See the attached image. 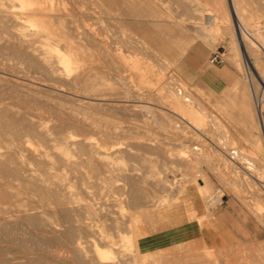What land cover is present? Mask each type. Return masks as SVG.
<instances>
[{"label":"bare ground","instance_id":"6f19581e","mask_svg":"<svg viewBox=\"0 0 264 264\" xmlns=\"http://www.w3.org/2000/svg\"><path fill=\"white\" fill-rule=\"evenodd\" d=\"M110 1L114 5L125 2L124 7L127 9H134L135 2L137 6L140 2ZM141 1L142 4L151 3L149 0ZM159 1H167L168 5L175 6L176 9L174 6L169 7L178 18V21L172 20L175 25L178 26L180 22L190 24L198 34L191 39L176 35L177 46L182 51L187 50L190 44L192 47V43L200 36L213 40L219 28L229 30L237 39L249 73L259 118L258 128L264 142V74L260 75L259 72L262 89H258L254 81V68L258 71L257 63L260 59L264 65V30L251 26L253 19L264 15V2ZM107 2L110 5L111 2L107 0L106 4ZM104 3L105 0H0V264H157L162 256H154L152 260L141 259L145 254L139 249L138 240L147 231L142 228L141 217L146 224H153L158 211L145 214L144 211L170 203L174 197L164 193L169 187L161 174L152 169L159 161L154 164L153 158L146 154L157 147L161 152V162L172 160L180 166L194 168L198 167L199 161L213 160L214 154L204 147L203 149L201 146L204 145L196 137L192 139L201 146L185 143V139L189 138L186 127L195 133L198 131L196 134H204L193 121L201 120L203 112H210L203 103L204 100L202 101L203 96L191 91L185 79L172 72L171 60L159 57L158 48L164 47V43L153 45L152 36L150 38L144 34L150 29L147 20H152L151 24L161 29L164 23L161 24L160 20L154 18L157 15L151 17V12L147 13L150 11L149 7L145 5L147 11L145 8H142L144 11L139 10L138 7L134 11L132 21L137 23L139 30L129 27L128 19L116 27L113 26V15H110L111 7L109 10L107 6H103ZM93 4L102 9L103 17L98 15L100 11ZM68 5L71 15L68 13ZM75 15L87 21L81 30L70 20V16ZM91 19L92 22H89ZM93 19L106 21V24L99 25ZM184 33L185 30L181 29L180 34ZM105 36L111 42L110 47H106L102 41ZM175 38L172 39L173 42ZM122 45L128 53L135 52L121 55H126L124 58H135L128 59V63L137 70L140 85L143 84L147 89H157L155 92L151 89L142 92L140 90L143 89L138 87L137 92L138 89L134 91L131 85L126 84L125 98L135 96L136 92L139 97L150 94L158 98L162 108L159 110L162 112L152 118L157 121L161 130L181 141L178 143L181 148L190 149L193 153L190 157L182 153V149L170 152L165 147V138L153 145L149 137H144L136 140L141 146L132 141L127 147L126 144L123 145V141L117 140L122 135L118 130L106 133L108 146L101 141L104 138L94 136L99 132L104 135L100 131L103 123L101 124L98 116L104 108L100 97L102 86L99 89L100 79L94 75L99 70L97 60L101 59V54H105L110 65L116 59L112 52L119 53ZM138 55L151 58L154 65L150 60L143 62ZM121 79L125 80V76ZM121 79L119 82L122 83ZM156 83L160 85L156 86ZM115 100L113 101L116 103ZM150 104L144 103L140 105L141 109L135 108L139 112L141 110L154 114L155 110L153 109V113ZM137 109L132 111L137 112ZM212 125L219 128L217 121H213ZM131 128H135V125ZM225 141L219 143L218 149L230 156L233 146ZM237 149L238 158L225 157L223 166L230 167L236 179L248 177V180L262 181L260 177L263 178L264 174L259 171L261 166L257 163L258 160ZM152 151L151 153L154 152ZM239 158L245 166L238 164ZM251 169L256 170L257 174L250 172ZM221 171L216 172L218 177L222 175ZM198 175L199 177L191 179L197 186V197L202 201L204 196L213 194L209 203H220L223 193L220 194L201 171ZM259 204L264 208L263 202L259 201ZM254 213L258 217L261 215L258 211ZM206 215L211 217L212 211ZM203 225L201 219L199 226ZM127 246L130 247L129 250L126 249ZM242 258L238 261L236 259L237 262L233 264H253L255 261V258H252V262ZM201 261L202 258L198 257L196 262Z\"/></svg>","mask_w":264,"mask_h":264},{"label":"rangeland","instance_id":"374dc122","mask_svg":"<svg viewBox=\"0 0 264 264\" xmlns=\"http://www.w3.org/2000/svg\"><path fill=\"white\" fill-rule=\"evenodd\" d=\"M106 1L107 0H105L103 6L104 7L107 6V8L111 7V10L109 8L110 15L114 16V17L112 16L114 22V24L113 23L112 24L113 26L116 27L121 26L122 22L128 19L127 21H130L128 26L134 30H139L137 23L132 20L136 10L139 9L144 11V9L142 8H145L146 6L149 7L148 10L150 11H148L147 13L151 12L149 13L151 17L157 15L154 18L160 20L161 24L164 23L162 26L163 28L162 29L158 28L156 25L151 24L152 20H147V23L150 24L149 27L150 29L144 32V34L149 37L152 36L153 40L152 39L151 40L153 45L164 43V47H159L162 51L158 48L159 57H162L166 61L171 60L170 69L172 70V72L177 77L179 76V78L185 79L186 85L187 87H189L191 91L197 93L198 95L200 94L201 96H203L202 97V101L204 100L203 103L208 107L210 112H212L211 115L210 112L208 113V111L205 113L203 112L201 118V120L203 121L201 120L196 121L193 119L194 123L204 134H201L200 132H199L200 134L199 133L196 134L198 131L195 133L192 130H190L191 128L186 127V129L189 130L187 131L188 132L187 135L189 136V138L185 139V143L187 144L194 143L195 145L201 146V144H197L198 142L194 141L192 137H196V139L200 140V142H202V144L204 145L201 147L202 148L204 147L205 150L207 151L210 150V152L214 154L212 161L210 162L209 161L205 162V160L199 161L198 167L196 168L190 166H180L175 162H172V160L171 162L170 160H168L169 162L168 161L161 162L159 160L161 158L160 156L161 152L155 146H154L155 148L153 147L154 149L152 148L154 152L150 150V153L146 154L147 156L153 158L152 162L154 164L155 161H159L155 164V166L152 167V169L157 174L159 175L161 174V178L163 177L162 179L166 181V184L168 185L169 189L167 188L166 185L167 189L165 190L166 192L164 191V193L165 194L167 193L168 196H173L174 199H171L170 203L144 211V214L150 211H158L156 220L153 224L147 222V225H145L146 222H144L143 218L141 217V223L143 224L141 225L142 228L146 230H148L149 228L148 239H147L148 249L161 248L162 252L145 254L141 259L146 258L148 260L149 259L152 260L154 256H158L160 258L162 256L161 261L157 264H191V263L192 264H205V263L233 264L237 262L239 258L241 259L243 256L244 258H242V260L249 262H252V260L255 258V261L252 262L253 264H257V263L259 264L262 261L264 262V247H263L264 208L261 207L259 204V201L264 203V187H263L264 176L263 178L260 177V180L262 181L248 180L249 179L248 177H247L248 179L243 177H237L238 179H236L233 174V170L230 167L223 166L224 164L222 163L225 157L229 158L230 156H228V154H225L224 152L218 149L219 143L222 144L226 140L225 142H227L229 146H233L234 148H239L243 153H247V154L249 153L256 160H258L257 163L261 166L259 171L262 172V175L264 174V142L262 139L261 130L260 128H258L259 118L252 94V89L249 82L250 81L249 73L245 68L246 66L243 59V52H241L240 47H238L237 39L235 40L231 32L229 33V30L219 28V31L215 33V38L213 40L210 39L209 37L207 38V36H200L199 38L196 39L195 42H193L194 44L192 43V47L190 46L191 45L190 44L187 47V50L182 51L180 47L177 46L178 44L176 43L177 41L175 38L176 35L177 37L182 36L184 37V39H191L193 37L195 38L198 34L195 31L194 27L190 26V24L185 25L184 23L177 22L178 23L177 26L173 23L174 22L172 21L173 19L178 21V18H176L175 14L169 10L170 9L169 7H172L174 5L172 4L168 5L167 1L163 3L159 0L156 1L149 0L152 4L148 3L147 5L145 3L142 4L141 3L142 1L140 0L138 6L135 5L136 2L133 5L134 9L133 8L127 9L126 7H124L125 2L124 3L120 2L114 5L115 3L113 4L112 1L108 0L109 2H111L109 5L108 2L106 4ZM261 1L264 2V0ZM112 4H113V8H112ZM92 6L94 8L96 7V10L100 11L98 15H100L101 17L104 16L102 9H99L100 7H98L95 4H93ZM68 7H69L68 10H70L69 5ZM173 8H175V6ZM68 10H66V12ZM145 11H147V9ZM68 13H70L71 15L72 13L71 10L68 11ZM116 13H118L119 15H117ZM167 15L169 16L167 17ZM112 19H110L111 22ZM70 20L72 21V24L78 26L80 30L87 22L85 18L83 19L79 15L70 16ZM94 21H97L99 25H102L103 23L102 26L106 24L105 23L106 21L102 22L99 19H93V22ZM253 21H255V23H252ZM89 22H92V19ZM164 25H166L167 28H165ZM216 25H214V27H218ZM232 26L233 25L231 24L230 29L233 28ZM251 26L254 28L261 27V30H264V15L253 19L251 21ZM191 27L193 28L191 29ZM111 29L114 28L112 27ZM181 29L185 30V33L183 35L180 34ZM160 35L162 36L160 37ZM123 36H125V34ZM174 38L175 40L173 42L172 39ZM102 41L106 47H110L111 42H109V39H107L106 36ZM121 53L126 55L127 54L131 55L132 53L135 54V52L128 53L126 47L122 45L119 53L112 52L113 56H115L117 61L115 59V61H113L112 63L110 62L109 63L110 65H108V59H106L107 56L105 54H101V59L99 58L97 60L99 70H97V72H95L94 75L98 78V80L100 79L99 80L100 82H102L100 83L98 81V87L102 86L101 87L102 89H100V87L99 89L101 93L100 97L102 98V102L104 103V108H103L104 112H102L103 109H101L98 116L101 124L102 123L104 124V126H102L103 125L102 124L100 128L101 129L100 131L103 132L104 135H102V133L99 132V134H95L94 136L97 137L100 136V138H104L101 139V141H103V143H105V145L108 146L109 144H108V139L106 138V133L112 130H118L119 132L122 133V135L118 137L117 140L123 141L124 142L123 145L126 144L127 147L130 146L129 144H132L134 141L138 139L140 140L144 139V137L145 138L149 137V141H151L152 144L154 143L153 145H156L155 143H157V141H159L161 138H165L164 140H166L165 142L167 144V145L165 144V147H167L170 152L173 153V152H177L178 149H182V151H184L182 153L189 155V157L193 155V153L190 151L188 147L186 148L184 147L185 148L184 149L183 147L181 148L180 144L178 145L179 142L181 143V141H179L178 138L176 139V137L168 135L159 128V126L157 125V121L153 119L154 115L157 114L159 115L162 112V111L160 112V110H162V108L160 107L161 103L157 101L159 99L155 98V96H152L150 94L144 95L143 97L137 96L138 94L137 92H139V88L143 89L140 90L142 92H145L146 90H149L151 88L147 89L146 86H144L143 84L140 85V82L137 79L138 78V73H136L137 70H135L134 65L132 66V64L130 65V63H128L130 59L133 60L135 58L134 57L124 58V56L126 55L122 56ZM218 53L221 55L222 61L217 64L211 63L210 59L215 54ZM137 57L143 62L147 60L148 61L150 60L149 62L152 61L151 58L146 59L143 58L141 55H138ZM102 58L104 61L102 60ZM261 60L262 59H260L259 63H257V67L259 66L258 71L257 69L254 68V75H255L254 81H256L255 83L258 89L259 88L262 89L260 75L261 73L264 74V65L262 64ZM151 64L154 65V63L152 62ZM121 65L123 68L121 67ZM124 67H126V69ZM123 69L124 71H122ZM107 70L109 72H107ZM212 70H216V72H218V75L215 72H213L214 73L212 75L213 77L212 76L210 77L209 73H211ZM110 71L112 74L110 73ZM112 71L117 72L118 74L117 73L114 74ZM204 74H207L209 78H212L211 79L212 81H208V82L204 81L203 79ZM122 76L123 77L125 76V80L123 81L121 79ZM163 76L165 77V75ZM116 77H118V79ZM120 79L122 83L119 82ZM124 81H126L127 83L125 82L124 84L123 83ZM210 82H213V84L210 85ZM126 84L131 85L132 90L134 91L138 89L136 90L137 92L135 96L125 98V94H126L125 91L127 89ZM157 85L159 86L160 84L156 83V86ZM156 86L154 85V87ZM152 89H151L152 92L157 91V89L155 88ZM111 97L113 100H115L116 98L115 100L116 103L118 102L120 105L117 103L116 106V103L113 100H111ZM103 99L105 101H103ZM107 100L110 102H108ZM118 100H120V102ZM105 102L107 103V105ZM112 102H114L115 104L114 103L112 104ZM144 103L145 104L151 103L150 105L151 107H153L151 108V110L153 113L155 110V113L150 114L149 112L146 113L141 110L139 112L138 109H141L140 105ZM108 104L109 106L113 105L114 107L111 106L113 109H111V107L109 108ZM135 107H137L138 109ZM247 107H249L251 111L249 108L247 109ZM105 108L111 109L112 111L111 110L109 111L108 109ZM133 109H137L138 113L135 110L132 111ZM263 115H264V111H263ZM246 117L248 118L246 119ZM174 121L175 120H172V122ZM213 121L218 122L219 128L212 125ZM150 122L152 123L150 124ZM132 125H135V128H131ZM177 133H182V132L177 131ZM164 134L168 135V137ZM173 143L177 144V146L179 147H177ZM139 145L140 144H138V146ZM151 151L153 153H151ZM219 151L223 154H221ZM237 162L239 165L245 166L241 158H239ZM158 163H161L162 166L157 165ZM167 163L170 168H168ZM215 169L219 171L222 170L220 172L222 175L218 177L217 173L219 171ZM189 171L191 175L188 174ZM197 171L198 173H200L201 171V174H204L207 177V179L213 183V187L217 191H219L220 194L224 193L222 198L223 203L221 205H215L209 203V199L213 194H210V196L209 194L204 196L202 201L197 197V191H196L197 186L195 182L192 181L193 178L199 177ZM250 172L253 173L255 172L257 174L256 170L254 169H251ZM114 177H118V175H114ZM233 177L235 178V180ZM232 182L234 184H229ZM175 198H177V200H175ZM210 211H212V216L208 217L206 214H209ZM256 211L260 212V214L263 216L261 215L260 217L256 216L255 215L256 213H254ZM218 216L222 217L224 224H229L231 229L226 227H222V228L226 229L227 231L233 234V240L219 241V242L211 241L210 244H207L200 235L201 227H199V222L202 219L205 226L213 223H217L223 226V223ZM130 226L133 225L130 224ZM208 238H210V236ZM177 242H181V245L178 246ZM129 248L130 247L127 246L126 249L129 250ZM203 253L204 255H202ZM198 257L199 259L202 258V261L204 259L205 260L203 262L202 261L196 262ZM256 259L258 262L256 261ZM131 264H137V263H131Z\"/></svg>","mask_w":264,"mask_h":264},{"label":"crops","instance_id":"0c3cea01","mask_svg":"<svg viewBox=\"0 0 264 264\" xmlns=\"http://www.w3.org/2000/svg\"><path fill=\"white\" fill-rule=\"evenodd\" d=\"M213 72H215L218 75V72H216V70H212L211 73H209L210 77L214 74ZM213 77V76H212ZM216 77V76H214ZM203 79L204 81L208 82V81H212V78H209L207 74L203 75ZM213 84V82H210V85ZM222 223L223 226H221L220 224L217 223H213V224H209L206 225L205 224L203 226H199L201 227L200 230V235L202 237V239L207 243L210 244L211 241L213 242H219V241H230L233 240V234L229 231H227L226 229L222 228V227H226V228H230L229 224H224V221L222 219V217L218 216ZM156 218V216H155ZM147 225V224H146ZM231 229V228H230ZM148 233H149V228L147 230V234L143 237H141L138 240V247L139 249L144 253V254H150V253H158V252H162L161 248H156V249H148V245H147V239H148ZM210 236V238L207 237ZM177 245H181V242H177Z\"/></svg>","mask_w":264,"mask_h":264},{"label":"built area","instance_id":"2783aa9c","mask_svg":"<svg viewBox=\"0 0 264 264\" xmlns=\"http://www.w3.org/2000/svg\"><path fill=\"white\" fill-rule=\"evenodd\" d=\"M222 61V58H221V55L218 53V54H215L211 59H210V62L213 63V64H217V63H220ZM238 149L237 148H231L230 150V156L232 159H237L239 154H238ZM223 195L224 193L222 194L221 196V202L217 205H221L223 203Z\"/></svg>","mask_w":264,"mask_h":264}]
</instances>
